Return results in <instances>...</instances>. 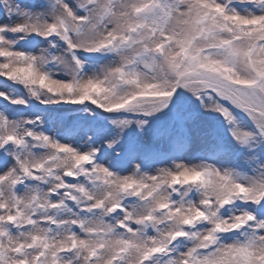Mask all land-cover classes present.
<instances>
[{"label": "snow or ice", "instance_id": "6c2138e0", "mask_svg": "<svg viewBox=\"0 0 264 264\" xmlns=\"http://www.w3.org/2000/svg\"><path fill=\"white\" fill-rule=\"evenodd\" d=\"M0 79V264H264V0H0Z\"/></svg>", "mask_w": 264, "mask_h": 264}, {"label": "rangeland", "instance_id": "374dc122", "mask_svg": "<svg viewBox=\"0 0 264 264\" xmlns=\"http://www.w3.org/2000/svg\"><path fill=\"white\" fill-rule=\"evenodd\" d=\"M4 84V82L3 81H0V85H3ZM196 154V149H193V152L192 153H190V157L191 156H194ZM189 157V158H190Z\"/></svg>", "mask_w": 264, "mask_h": 264}]
</instances>
